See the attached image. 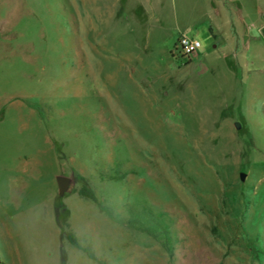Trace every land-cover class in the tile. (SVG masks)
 <instances>
[{
  "label": "rangeland",
  "instance_id": "obj_1",
  "mask_svg": "<svg viewBox=\"0 0 264 264\" xmlns=\"http://www.w3.org/2000/svg\"><path fill=\"white\" fill-rule=\"evenodd\" d=\"M233 1L0 0V264H264V0Z\"/></svg>",
  "mask_w": 264,
  "mask_h": 264
},
{
  "label": "trees",
  "instance_id": "obj_2",
  "mask_svg": "<svg viewBox=\"0 0 264 264\" xmlns=\"http://www.w3.org/2000/svg\"><path fill=\"white\" fill-rule=\"evenodd\" d=\"M190 59V58H188ZM36 108V107H35ZM36 110L39 111V113L41 115L44 114V110L41 107H37ZM120 178V177H119ZM117 178V179H119ZM78 194L81 197H84L86 200L92 201L96 204H98V206L106 211V213L112 218L115 219L114 216L112 215V212L109 211L108 209H106V207H104L99 201H98V197L97 194L95 192L94 189L86 186V184L82 185L79 190H78ZM147 220V222L149 224H151L152 226H154V220L148 216L147 214L144 213H138L133 219H131L130 221H128L127 223L125 222V225L127 228H133V229H139L142 230L144 232H146L148 235H150L151 237L158 239L159 238V234L156 232L155 228H147V226H142L141 222ZM67 241L75 248L80 249L82 251H84L85 253H87L88 251L78 242V238L74 235V234H70L67 236ZM89 256L93 259H96V257L91 254L88 253Z\"/></svg>",
  "mask_w": 264,
  "mask_h": 264
},
{
  "label": "crops",
  "instance_id": "obj_3",
  "mask_svg": "<svg viewBox=\"0 0 264 264\" xmlns=\"http://www.w3.org/2000/svg\"><path fill=\"white\" fill-rule=\"evenodd\" d=\"M233 2H234L233 0H221L223 8H225L227 11L229 10L228 5H233ZM237 3L241 4V3H239V1H237ZM239 14L240 15H236V16H237V20L240 21V26H242L243 22H244L245 27H247V29L249 30V32L251 34H253V30H252L253 27H255L258 31L257 34L259 35L260 40L264 43V12H262L261 15L259 16V20H257V21L255 20L254 22L252 20L251 21L252 23H249L247 18L244 16L245 14L242 11V8H241V10H239Z\"/></svg>",
  "mask_w": 264,
  "mask_h": 264
},
{
  "label": "built area",
  "instance_id": "obj_4",
  "mask_svg": "<svg viewBox=\"0 0 264 264\" xmlns=\"http://www.w3.org/2000/svg\"><path fill=\"white\" fill-rule=\"evenodd\" d=\"M178 48L181 49L185 57L196 58L202 51V43L197 39L187 36V34H183L179 37Z\"/></svg>",
  "mask_w": 264,
  "mask_h": 264
},
{
  "label": "water",
  "instance_id": "obj_5",
  "mask_svg": "<svg viewBox=\"0 0 264 264\" xmlns=\"http://www.w3.org/2000/svg\"><path fill=\"white\" fill-rule=\"evenodd\" d=\"M235 127L237 129H240V126L238 123L235 124ZM240 176H241V180L244 181L246 178V174L242 172ZM56 180H57L58 189H59V196L60 197L66 196L71 190V186L73 184L72 179L65 177V176H59Z\"/></svg>",
  "mask_w": 264,
  "mask_h": 264
}]
</instances>
